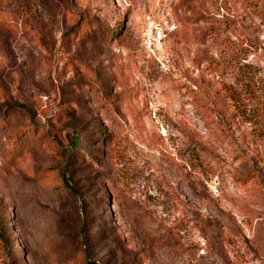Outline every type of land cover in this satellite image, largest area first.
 Instances as JSON below:
<instances>
[{"label":"rangeland","instance_id":"374dc122","mask_svg":"<svg viewBox=\"0 0 264 264\" xmlns=\"http://www.w3.org/2000/svg\"><path fill=\"white\" fill-rule=\"evenodd\" d=\"M0 264H264V0H0Z\"/></svg>","mask_w":264,"mask_h":264},{"label":"trees","instance_id":"16d2710c","mask_svg":"<svg viewBox=\"0 0 264 264\" xmlns=\"http://www.w3.org/2000/svg\"><path fill=\"white\" fill-rule=\"evenodd\" d=\"M81 140L82 139H81L80 133H75L74 138L72 140V144L74 146H78L80 144ZM64 182L66 183V185H69V182H68L67 177L65 175H64Z\"/></svg>","mask_w":264,"mask_h":264}]
</instances>
